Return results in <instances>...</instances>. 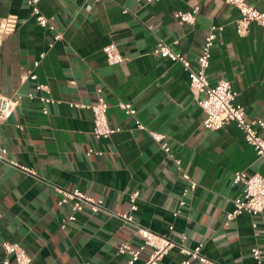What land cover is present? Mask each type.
<instances>
[{"label":"crops","instance_id":"1","mask_svg":"<svg viewBox=\"0 0 264 264\" xmlns=\"http://www.w3.org/2000/svg\"><path fill=\"white\" fill-rule=\"evenodd\" d=\"M248 1L264 10V0ZM38 6L63 31L62 40L54 42L53 31L38 25L28 0H0V19L19 16L17 30L0 44V93L24 96L0 122V149L7 148L16 164L0 160V240L20 243L33 264H127L129 255L118 248L138 247L143 227L175 242L159 264H183L188 256L179 245H202V253L221 264H256L257 246L264 260V213L244 212L227 221L242 194L234 173L264 174L262 160L236 123L205 128V112L183 64L154 52L163 39L196 65L211 26H223L207 75L212 84L231 81L237 102L251 117H263L264 27L251 22L241 32V13L225 0H40ZM196 6L194 24L174 17ZM112 40L125 57L121 64L110 65L103 51ZM29 71L37 78L23 82L21 75ZM38 83L48 85L59 101L48 114L25 96L43 93L36 91ZM99 88L111 125L121 130L96 140L92 110L71 103H94ZM120 101L132 102L136 114H128ZM151 130L166 134L174 155L198 182L179 215L174 213L187 182ZM90 148L102 154L88 155ZM57 187L78 189L103 208L93 211L85 204L63 228L72 202L60 204ZM149 253L147 248L135 264ZM4 256L0 247V264ZM191 263L202 264L196 258Z\"/></svg>","mask_w":264,"mask_h":264},{"label":"built area","instance_id":"2","mask_svg":"<svg viewBox=\"0 0 264 264\" xmlns=\"http://www.w3.org/2000/svg\"><path fill=\"white\" fill-rule=\"evenodd\" d=\"M39 1L40 0H28V3L32 6V13L35 16L38 25L44 29L53 31L54 42L62 40L64 38L63 31L57 28L52 18L42 13L38 6ZM145 1L150 3L156 0ZM225 1L229 5L235 6L239 9L241 18L238 20V28L241 32L247 31L251 22H256L264 27V10L258 9L249 3L248 0ZM199 10V6H196L192 10L179 9L174 12V17L180 22L194 24ZM125 11L128 10L125 9ZM18 25L19 16L17 14H8L0 19V44L5 37L17 30ZM222 29L223 26L216 24L211 26L210 32L203 42L201 52L197 57L196 65H193V63L185 58L184 55L172 49V47L163 39L159 40L154 52L164 58L173 61H180L187 70L191 91L205 112L203 126L207 129L218 130L228 123H236V125L243 131L246 141L255 148L258 158L262 160L264 164V116L251 117L248 114L246 107L237 102L238 92L234 89L231 81L228 79H220L215 84H212L207 75V69L210 66L212 48L215 45V40L217 38L216 32L217 30ZM54 42L50 43V45L53 46ZM103 51L106 54L110 65L121 64L125 60L117 42L114 40L106 44L103 47ZM44 54L45 53H42V56H44ZM38 64L39 60L35 62L36 66ZM30 78L36 79L37 74L33 71H29L28 73L21 75V80L23 82ZM36 91L43 93L36 94L34 91H29L25 96L31 100H38L43 112L48 114L50 105L56 104L59 101L49 95L50 89L46 84L38 83L36 85ZM23 97L22 94L8 96L0 93V122L9 119L13 115L17 107L21 104ZM119 105L128 114H136V109L132 102L120 101ZM71 106L89 108L92 110L94 115L92 134L96 140L109 138L113 133L121 130L120 127H114L111 125L108 114L109 103L102 88L98 89V97L94 103H71ZM137 126L141 129L146 128V126L140 121H137ZM150 134L173 159L183 180L187 182L186 187L183 189L179 208L174 213L175 215H179L182 209L188 204L189 196L197 189L198 182L194 180L187 171H185L182 165V159L174 155L171 143L167 139L166 134L154 130H151ZM93 153L102 154L101 151L95 150L94 148H90L87 151L88 155ZM0 160L16 165L8 158L7 148L0 149ZM233 181L236 185L242 187V194L234 199V208L228 212L227 221L230 222L236 219L244 212H248L254 216L264 213V174L259 171L252 173H248L245 170L236 171L234 173ZM56 190L61 193V198L59 200L60 204L72 202L71 207L73 213L64 220L62 224L63 228L67 226L68 221L76 220L77 212L83 210L85 204L91 205L93 211H98L103 208L101 203L96 202L93 198L85 195L78 189L70 191L57 187ZM138 196V191L132 194L131 200L133 203ZM132 207H135L134 204ZM138 232L143 237V242L138 247L131 248L128 243H122L118 248L119 254L129 255L127 264H135L139 261L143 251L147 248L150 249V253L143 264H159L175 246V242L167 235L143 227L139 228ZM0 247H2L5 252L3 264H12V259L15 260L16 264H33V256L20 243L0 240ZM179 249L181 253L188 256V258L183 261V264H192V258L198 259L202 264H221L204 255L202 253V245L196 247L179 245ZM252 254L256 264H264L263 251L260 247H253Z\"/></svg>","mask_w":264,"mask_h":264}]
</instances>
